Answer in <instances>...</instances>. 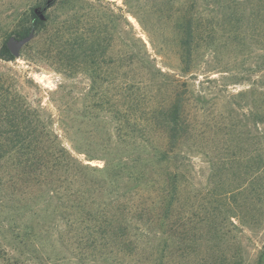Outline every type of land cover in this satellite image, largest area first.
Masks as SVG:
<instances>
[{
  "label": "rangeland",
  "instance_id": "374dc122",
  "mask_svg": "<svg viewBox=\"0 0 264 264\" xmlns=\"http://www.w3.org/2000/svg\"><path fill=\"white\" fill-rule=\"evenodd\" d=\"M44 1L0 0V49L18 41L16 34L30 26L32 14L40 12ZM166 8L167 0H60L47 12V28L33 32L15 61L0 62V80L5 82L0 85V105L4 99H14L24 108L28 103L36 119L51 124V131L80 164L102 168V161H88L72 148L73 131L69 129L79 124L80 112L88 104L112 101L126 73L131 80L147 77L148 70L140 64L141 53L139 57L137 53L139 39L147 45L149 72L155 66L172 76L180 73L172 32L164 26V34L157 17V12L165 16ZM252 8L248 6L250 18L242 25L246 33H232L236 43L227 40V48H221L218 55L201 50L195 62L190 91L202 100L195 103L198 110L192 103L189 108L200 134L183 147L185 161L169 216H163L169 201L161 196L167 198L175 188L173 183L154 185V225L140 223L137 229L134 214L113 208L108 214L113 225L105 237L86 230L94 224L80 213L72 227H67L56 203L43 208L37 202L42 193L35 191L23 204L43 209L21 217L26 226H34L35 233L22 232L20 237L7 230L5 235L0 233V264H264V123L249 115L250 108H255L252 100L261 105L264 81L253 85L259 88V97L248 98L249 105L233 97L250 91V82L264 74V10ZM143 16L147 29L139 20ZM166 35L171 44L167 57L156 50ZM126 54L132 59H125ZM208 80L218 82L212 86ZM151 89L154 94L156 90ZM103 92L108 94L104 100ZM157 93L166 95L164 89ZM3 139L0 149L13 148L2 146ZM134 201L137 204L138 198ZM76 217L86 222L81 225Z\"/></svg>",
  "mask_w": 264,
  "mask_h": 264
},
{
  "label": "trees",
  "instance_id": "16d2710c",
  "mask_svg": "<svg viewBox=\"0 0 264 264\" xmlns=\"http://www.w3.org/2000/svg\"><path fill=\"white\" fill-rule=\"evenodd\" d=\"M59 1L45 0L40 12L32 14L30 26L16 34L18 40L29 37L34 31L45 30L47 12ZM250 5L264 10V0H167L165 16L157 12V17L163 33L166 34L164 26L172 32L171 43L176 47L180 73L174 72L175 76H172L155 66L154 71L149 72L152 66L147 45L139 39L137 53L138 57L141 53L139 60L142 69L148 70L147 77L131 80L130 74L126 73L123 85L113 94L112 101L88 104L80 112L82 119L75 128L65 124L73 131L70 135L72 148L84 154L88 161H102V168L80 164L60 137L51 131V124L36 119V111L28 103L24 108L14 99H4L0 105V142L4 138L2 146L10 144L13 148L0 149V233L5 235L7 230L15 237H20L22 232L35 233L33 225L26 226L21 222L22 215L26 212L36 215L54 203L62 218H66L67 227H72L76 221L74 217L80 213V216L89 219V224H94L86 230H96L104 237L113 225L108 217L113 208L125 214H134L139 222L135 224L137 229L140 223L151 227L155 224L152 190L158 181L175 184L167 198L166 195L161 196L163 201H169L163 208V216L168 217L172 200L177 196L180 168L185 161L183 147L200 134L196 133L198 122L191 120L189 108L192 103L198 110L195 103L202 100L201 96L194 97L190 91L195 62L200 58L201 50L218 55L221 48H227V40L236 43L234 39L237 36L233 38L232 33H246L245 30L242 32V25L250 18L247 12ZM253 14L259 17V13ZM139 20L147 29L145 16ZM238 25V30L234 32V27ZM224 37L226 40H223ZM169 41L166 35L161 41L162 47L157 48L153 41L150 44L167 57L171 52ZM125 59L131 60L132 57L126 54ZM15 60L16 57L4 44L0 49V62ZM261 70L264 73V65ZM263 81L264 74L260 80L250 82V91L233 97L248 104V98L258 95L259 88L253 85ZM207 82L213 86L218 81ZM4 83L0 80V85L4 86ZM157 84L158 88L155 87ZM151 88L156 90L154 94ZM163 89L166 95L159 97L157 92ZM107 96V92L102 93L103 100ZM259 96L262 98L261 105L257 106L252 100L255 108H250L249 115L253 121L264 123V90ZM108 118L110 120H106ZM106 121L113 125L114 131L113 128L110 131V124L104 125ZM88 125L93 128L88 130ZM77 185L79 187H75ZM44 188L49 189L42 192ZM35 191L42 193L37 202L39 205L42 203L43 208L23 204L25 200H31ZM96 194L98 198H95ZM120 197L124 199L121 202ZM135 198H138L137 204ZM92 205L97 208L96 211L91 210ZM80 222L83 225L86 221L81 219ZM124 226L129 224L125 222ZM89 236L94 237L91 233Z\"/></svg>",
  "mask_w": 264,
  "mask_h": 264
},
{
  "label": "water",
  "instance_id": "95a60500",
  "mask_svg": "<svg viewBox=\"0 0 264 264\" xmlns=\"http://www.w3.org/2000/svg\"><path fill=\"white\" fill-rule=\"evenodd\" d=\"M33 37V34H31L29 37L18 40L16 43L13 42H9L7 44L9 50L11 51V53L16 57L18 55L19 49L21 48V46L23 44H25L26 42L30 41Z\"/></svg>",
  "mask_w": 264,
  "mask_h": 264
}]
</instances>
